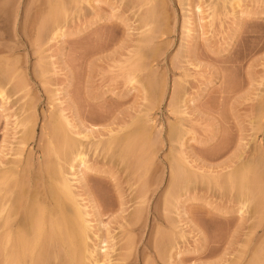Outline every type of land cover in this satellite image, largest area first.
I'll return each mask as SVG.
<instances>
[{
  "label": "rangeland",
  "instance_id": "obj_1",
  "mask_svg": "<svg viewBox=\"0 0 264 264\" xmlns=\"http://www.w3.org/2000/svg\"><path fill=\"white\" fill-rule=\"evenodd\" d=\"M0 90V197L64 177L86 264H264V0H0Z\"/></svg>",
  "mask_w": 264,
  "mask_h": 264
},
{
  "label": "bare ground",
  "instance_id": "obj_2",
  "mask_svg": "<svg viewBox=\"0 0 264 264\" xmlns=\"http://www.w3.org/2000/svg\"><path fill=\"white\" fill-rule=\"evenodd\" d=\"M54 20L55 19L53 18V21ZM53 21H51L52 25H53ZM55 23L57 25L58 22H55ZM54 25H53V29L54 28L57 29L58 27H55L56 25L55 26ZM56 29H55V32L56 31L58 32L59 30H56ZM57 34L58 33H55V35ZM53 37H54V34H53ZM1 91L2 90H0V92ZM0 94L2 95L4 94V92H1ZM1 97H3V95ZM64 122L67 123V121L65 120ZM58 123L59 122H57V124ZM65 123L64 125L63 123L58 124V127L59 125H62V127L65 126L66 125ZM57 124L55 123L56 127H57ZM57 128L55 129V134L59 133L57 134L58 136L63 130L61 129L60 131L59 129L60 127H59L58 130L60 132H56ZM67 128H66L65 133L68 130ZM66 135L69 136V134H66ZM66 135H65V138H68V136ZM66 141L68 140L66 139ZM73 141H71L70 143L72 144ZM68 142H67V145H69ZM76 142L77 141H75V143ZM76 144L78 145L79 143H76ZM64 145H63V148L66 147V146L64 147ZM76 147L78 148V146ZM125 149L127 150V146L125 147ZM125 149L123 150L125 151ZM64 150L66 149H63V152ZM78 150L81 151L82 149L78 148ZM129 150L127 151V153L129 152ZM81 152H77L73 156L74 153L71 150H69L67 153H70V154L66 153V155H64L65 154L64 152L63 157L65 159V156H66V160H68L67 158L68 157L71 158V154L73 153L72 154V158L74 157L73 161H75V159H79L80 163L85 165L86 160L84 159L85 157L83 158V156L85 155H83ZM122 152L123 151H121V153ZM83 153H86V152L83 151ZM50 167L51 166H49L48 168ZM59 169L60 168L58 167L57 171L52 170V172H55V173L57 172L56 174H58ZM6 173L7 172H5V174L3 175L5 176L4 179L8 177ZM60 176L61 175L58 174V177ZM174 177H175L174 180L173 179L171 180L177 181L178 177L177 176H174ZM62 178L64 177L61 176V178H58L59 180H56V177L55 178L52 177V179H55L56 181H59V182L57 183V182H54L53 180L51 183L52 184L57 183L59 186L60 185L59 183H62L61 182ZM18 182L22 183V181L21 182L18 181ZM19 183L17 185L18 187L21 185ZM23 184H24L23 186H25L26 183L24 182ZM56 185H51L52 188L50 186L51 188L50 193H46L45 195H40L39 193L40 196L38 197L31 196V199H32L31 203H30L31 199L30 198L28 199L26 195L24 196V193H23V196H21L22 194H20V196L17 194L18 196L16 195V197H15V193H5V194L2 193L3 195L2 197H0V264H62L61 261H63V264H86L87 262L86 255L88 257L90 256L89 258H87L88 260H90L91 256L93 257L94 250L91 248V246H89V243H88L87 226L85 225V222L83 221L82 212L79 210L78 207H75L76 202L73 198L74 196H72V193H70L69 191L70 189H69L68 181L64 180V182L62 183V186H63L62 192L58 193V191L61 190V185H60V188H58L60 190L57 189L58 186ZM177 185H178V182H177ZM35 195H37V193ZM247 196H246V199L244 197L245 200L242 201L243 203L245 202V204L248 202V200L250 201L251 199L250 197V199L247 200ZM243 203L241 204V206L244 205ZM49 204L51 205L53 204V206L50 207ZM137 217H140V215ZM47 248L52 250L50 254L53 253L52 254L53 256L51 255L48 256ZM87 253H89V255ZM98 262L96 261L95 264H99Z\"/></svg>",
  "mask_w": 264,
  "mask_h": 264
}]
</instances>
